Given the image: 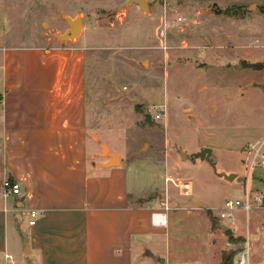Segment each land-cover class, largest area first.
<instances>
[{
    "label": "rangeland",
    "instance_id": "rangeland-1",
    "mask_svg": "<svg viewBox=\"0 0 264 264\" xmlns=\"http://www.w3.org/2000/svg\"><path fill=\"white\" fill-rule=\"evenodd\" d=\"M146 2L141 8L132 0H0V55L9 48L49 49L76 41L86 47L93 135H103L124 153H144L148 145H143L152 144L134 169L163 187L157 192L172 215L165 264H232L243 240L249 241L252 264H264V208L248 216L234 210L235 222L224 220L226 232L212 220L227 199H243L247 187L244 140L250 137L249 122L264 109V46H259L264 0ZM216 5L228 14L224 20L215 16ZM242 13L249 16L244 21L238 19ZM178 15L186 20L164 36L166 17L174 21ZM67 17L82 18L81 31L61 39L58 35L71 27ZM231 30L241 42H252L251 48H239L227 37ZM162 110L165 117L155 119ZM231 138L228 147L242 160L220 152ZM210 146L214 152L197 156ZM161 148L170 152L169 164L157 161ZM233 168L242 181L221 176ZM259 170L249 179L253 193Z\"/></svg>",
    "mask_w": 264,
    "mask_h": 264
},
{
    "label": "crops",
    "instance_id": "crops-1",
    "mask_svg": "<svg viewBox=\"0 0 264 264\" xmlns=\"http://www.w3.org/2000/svg\"><path fill=\"white\" fill-rule=\"evenodd\" d=\"M223 12L215 14L220 21L228 16ZM248 17L242 13L238 19ZM227 37L244 50L252 46L241 42L236 30ZM86 54V47L76 41L49 49L9 48L0 55V264H158L143 256L145 248L165 259L170 251L172 215L157 192L163 187L134 169L152 144L143 145H148L144 153H124L103 135H93ZM249 123L245 143L264 136V109ZM102 141L117 153V165L106 166L112 157ZM231 141L220 152L241 158L228 147ZM170 157L166 148L158 149L157 161L169 164ZM259 171L254 191L262 193L264 169ZM224 173H235L233 182L242 181L234 168L224 170L223 178ZM7 177L22 189L4 200ZM153 194L157 196L147 197ZM31 210L41 213L34 225L29 224Z\"/></svg>",
    "mask_w": 264,
    "mask_h": 264
},
{
    "label": "built area",
    "instance_id": "built-area-1",
    "mask_svg": "<svg viewBox=\"0 0 264 264\" xmlns=\"http://www.w3.org/2000/svg\"><path fill=\"white\" fill-rule=\"evenodd\" d=\"M185 20L186 17L182 15H178L174 21H169V19L166 17L163 28L164 30L162 31V34L166 36L169 28L173 26L174 23L180 24ZM2 102H3L2 99H0V105H2ZM164 117H165L164 110L154 115L155 119H163ZM245 150L248 160V164H247L248 179H247V187L244 194V198L227 199L221 208L219 217L216 216L217 219L227 224L228 226L229 224L224 222V220H227V222L230 221L234 223L235 222V216L233 212L234 210L242 209L247 213L248 216L249 212L260 208H264V195L259 192L253 193L250 190V186H249V179L252 173L258 169H264V136L258 139L257 141L247 143ZM21 189L22 187L20 182L7 177L3 181V192L1 193V196L4 200H6L7 197L10 195H16V196L20 195ZM164 206L166 209L169 208L168 205L166 204ZM40 214L41 213L39 211L31 210L29 214L30 216L29 224L34 225ZM240 242H242V246L236 249L234 258L232 260V264H252L249 241L243 240Z\"/></svg>",
    "mask_w": 264,
    "mask_h": 264
},
{
    "label": "water",
    "instance_id": "water-1",
    "mask_svg": "<svg viewBox=\"0 0 264 264\" xmlns=\"http://www.w3.org/2000/svg\"><path fill=\"white\" fill-rule=\"evenodd\" d=\"M134 3H137L141 8H145L147 7V2L146 0H132ZM252 7H256L255 5H252L250 7H248V9L252 8ZM214 12L216 14H221L222 8H220L219 6H215L213 8ZM67 20L69 21V23L71 24V27L69 29H67L65 31V33L63 34H59L58 36L61 39H72L75 38L79 35L80 31H81V26H82V18L80 17H76L75 19L71 18V17H67ZM146 114L148 115V111L146 112ZM104 152L108 155L112 157V161H110L109 163L106 164V166H114L117 165V160H118V155L115 152L110 151L107 147H103ZM211 151L210 147H202L201 150L197 153V156L200 157L201 159H204V157L206 156V154L208 152ZM225 179H228L229 181H233L236 178V174L235 173H230V174H223ZM156 194L151 195L149 198H153L156 197ZM214 224L221 229L222 231H227L229 226L225 223H223L222 221H220L217 218H212ZM24 245L26 248V251H28V247H29V243H28V236L26 234H24ZM143 256H147L152 258L154 261L159 262L160 264H165V258L162 256H158L157 254H155L151 249L149 248H145Z\"/></svg>",
    "mask_w": 264,
    "mask_h": 264
},
{
    "label": "trees",
    "instance_id": "trees-1",
    "mask_svg": "<svg viewBox=\"0 0 264 264\" xmlns=\"http://www.w3.org/2000/svg\"><path fill=\"white\" fill-rule=\"evenodd\" d=\"M262 11L264 12V2H263V5H262ZM260 68H262V67H259L257 69H260Z\"/></svg>",
    "mask_w": 264,
    "mask_h": 264
}]
</instances>
